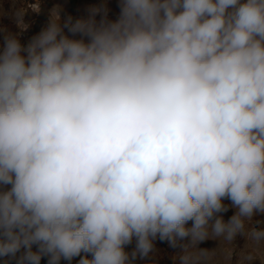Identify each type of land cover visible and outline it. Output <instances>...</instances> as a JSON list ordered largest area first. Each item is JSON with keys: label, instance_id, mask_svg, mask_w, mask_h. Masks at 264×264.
I'll list each match as a JSON object with an SVG mask.
<instances>
[{"label": "clouds", "instance_id": "clouds-1", "mask_svg": "<svg viewBox=\"0 0 264 264\" xmlns=\"http://www.w3.org/2000/svg\"><path fill=\"white\" fill-rule=\"evenodd\" d=\"M118 6L55 5L27 44L41 0L0 27L3 264H155L157 240L201 264L206 240L264 241L246 228L264 214V0Z\"/></svg>", "mask_w": 264, "mask_h": 264}, {"label": "rangeland", "instance_id": "rangeland-1", "mask_svg": "<svg viewBox=\"0 0 264 264\" xmlns=\"http://www.w3.org/2000/svg\"><path fill=\"white\" fill-rule=\"evenodd\" d=\"M79 1L77 0L76 8L73 10L71 8L70 0H41V12L40 14L32 13L30 10L25 16V22L30 25L29 29L26 32H23L20 35L22 44H27L30 38L36 35L48 22L49 10L55 5H60L63 9L62 18L67 16H72L73 19L79 17ZM34 2V0H17L15 7H25L27 8L28 4ZM0 3H3L4 9L8 13L7 15H0V27H6L11 32H19V29L16 27L14 19L11 16V13L15 10L12 0H0ZM67 31V30H65ZM0 45H2V34H0ZM225 204H230V201L225 200ZM234 209L229 208V211L222 213L225 221L233 215ZM189 222V226H190ZM255 226L256 228H264V214L257 213L254 215L252 222H249L246 225V228H251ZM181 243H188V240H184ZM156 252L153 255L155 264H180L179 255L181 254L182 249L180 247H171L167 241L155 242ZM135 244L127 246V251H131L134 248ZM200 248H207L213 254L206 261H202L201 264H264V241L256 243L247 237L238 235L236 240L229 244L224 242L222 239H209L198 245ZM231 253V255H230ZM251 256L252 260H245L244 257ZM80 257L74 258L71 262L66 260H61L60 264H78ZM41 264H47V259L44 258L41 261ZM136 264H150V261H141L137 260Z\"/></svg>", "mask_w": 264, "mask_h": 264}, {"label": "crops", "instance_id": "crops-1", "mask_svg": "<svg viewBox=\"0 0 264 264\" xmlns=\"http://www.w3.org/2000/svg\"><path fill=\"white\" fill-rule=\"evenodd\" d=\"M119 0H80L79 1V17L86 18L89 15V9L93 7H100L106 5L108 8V18L110 20H115L119 15ZM97 20L100 19L99 16L96 17ZM0 264H3L0 261ZM10 264H15V261H11Z\"/></svg>", "mask_w": 264, "mask_h": 264}, {"label": "water", "instance_id": "water-1", "mask_svg": "<svg viewBox=\"0 0 264 264\" xmlns=\"http://www.w3.org/2000/svg\"><path fill=\"white\" fill-rule=\"evenodd\" d=\"M70 3H71V8H72L73 10H75V8H76V4H77V0H70Z\"/></svg>", "mask_w": 264, "mask_h": 264}]
</instances>
